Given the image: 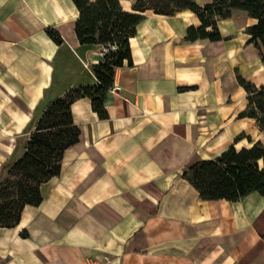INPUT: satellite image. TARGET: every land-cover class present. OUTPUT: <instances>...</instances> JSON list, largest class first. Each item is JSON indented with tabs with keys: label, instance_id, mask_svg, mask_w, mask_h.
Listing matches in <instances>:
<instances>
[{
	"label": "crops",
	"instance_id": "0c3cea01",
	"mask_svg": "<svg viewBox=\"0 0 264 264\" xmlns=\"http://www.w3.org/2000/svg\"><path fill=\"white\" fill-rule=\"evenodd\" d=\"M78 13L73 0H0V169L50 101L97 82L101 46L79 43ZM241 13L217 21L221 39L191 41L193 11H143L132 64L114 68L109 116L73 101L79 139L40 184V203L0 226V264H264V196L202 199L182 176L230 144H264L256 120L238 117V76L264 85V47L246 30L256 19Z\"/></svg>",
	"mask_w": 264,
	"mask_h": 264
},
{
	"label": "trees",
	"instance_id": "16d2710c",
	"mask_svg": "<svg viewBox=\"0 0 264 264\" xmlns=\"http://www.w3.org/2000/svg\"><path fill=\"white\" fill-rule=\"evenodd\" d=\"M73 2L79 11L75 24L79 43L106 46L108 51L92 66L97 79L95 84L69 88L50 101L36 123L26 129L33 127L24 151L7 171L11 176H18L17 182L0 179V226H14L25 204L40 203V184L59 173L64 150L78 141L80 129L73 119V101L89 97L100 118L109 116L105 100L113 84L114 68L125 62L132 64L129 39L143 18V11L152 9L160 14L184 9L193 11L201 24L187 27L185 38L191 41L221 39L217 21L240 11L256 19L246 30L251 35L250 41L260 39L264 47V0H208L204 3L198 0H134L131 10L123 8L120 0ZM46 31L57 43L62 41L57 31L51 28ZM238 81L247 92V105L238 117H252L264 130V85L257 86L241 76ZM182 176L197 189L202 199L235 201L253 191L264 196V144L260 140L241 148L230 144L213 157L194 160L184 168Z\"/></svg>",
	"mask_w": 264,
	"mask_h": 264
},
{
	"label": "rangeland",
	"instance_id": "374dc122",
	"mask_svg": "<svg viewBox=\"0 0 264 264\" xmlns=\"http://www.w3.org/2000/svg\"><path fill=\"white\" fill-rule=\"evenodd\" d=\"M198 1H199L200 3H204L206 0H198ZM122 2H124V1H122ZM124 3H125V2H124ZM241 14H242V13H241L240 11H235V12L233 13V15H237V17H238L239 15H241ZM245 134H246V133H245ZM255 134H256V131L251 130L249 136H250V137H255ZM21 142H22V140L19 139V140H18V143H17L16 153H13L12 155H10L9 159H8L5 163H3L2 166H1L0 172L3 171V173H2V175H0V179H2V182H4V180H5L6 178H8V180H10L11 182H15V183L17 182L18 176H11L7 171H8V169H9V167H10L12 161H14V160L16 159V157L19 156V155L21 154V153L18 152V150H19V145H21ZM17 152H18V153H17ZM2 182H1V183H2ZM14 188H15V186H14Z\"/></svg>",
	"mask_w": 264,
	"mask_h": 264
},
{
	"label": "built area",
	"instance_id": "2783aa9c",
	"mask_svg": "<svg viewBox=\"0 0 264 264\" xmlns=\"http://www.w3.org/2000/svg\"><path fill=\"white\" fill-rule=\"evenodd\" d=\"M107 51H108V47H106V46L101 47V53L102 54L106 53Z\"/></svg>",
	"mask_w": 264,
	"mask_h": 264
}]
</instances>
